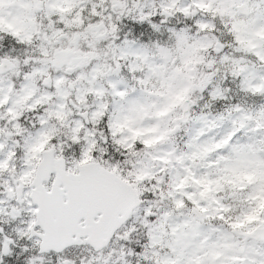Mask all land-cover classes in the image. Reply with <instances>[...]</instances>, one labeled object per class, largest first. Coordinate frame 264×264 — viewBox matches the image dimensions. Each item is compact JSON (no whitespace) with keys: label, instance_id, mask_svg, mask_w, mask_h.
I'll use <instances>...</instances> for the list:
<instances>
[{"label":"snow or ice","instance_id":"6c2138e0","mask_svg":"<svg viewBox=\"0 0 264 264\" xmlns=\"http://www.w3.org/2000/svg\"><path fill=\"white\" fill-rule=\"evenodd\" d=\"M0 264H264V0H0Z\"/></svg>","mask_w":264,"mask_h":264}]
</instances>
